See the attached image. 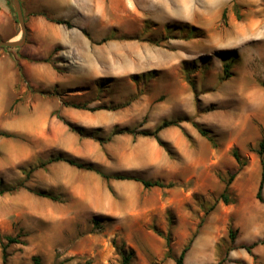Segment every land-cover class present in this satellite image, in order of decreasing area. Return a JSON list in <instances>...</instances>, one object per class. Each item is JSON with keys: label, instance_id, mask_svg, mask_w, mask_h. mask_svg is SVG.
<instances>
[{"label": "rangeland", "instance_id": "1", "mask_svg": "<svg viewBox=\"0 0 264 264\" xmlns=\"http://www.w3.org/2000/svg\"><path fill=\"white\" fill-rule=\"evenodd\" d=\"M21 2L26 41L0 47V264L4 246L5 264H176L187 245L183 264H264V0ZM43 12L73 23L51 53ZM164 120L163 145L141 134Z\"/></svg>", "mask_w": 264, "mask_h": 264}, {"label": "trees", "instance_id": "2", "mask_svg": "<svg viewBox=\"0 0 264 264\" xmlns=\"http://www.w3.org/2000/svg\"><path fill=\"white\" fill-rule=\"evenodd\" d=\"M42 15L45 16L46 19H48L49 21H52L54 23H57V24H60V25H64L67 28H72L73 27V24L69 20L60 19V18H52V17H49L48 14L45 13V12H43ZM82 31L87 37L90 38V35L85 30H82ZM45 61H47V60L45 59ZM16 66L18 68L20 78L24 79V73L22 71L21 65L16 62ZM263 87H264V84H263ZM72 107L78 108V109H85L86 106L85 105H79V104H73ZM91 109L94 110V108H91ZM177 124H178V122L176 120H164L154 131H152V132L143 131V132H141V134L144 135V136L153 137L154 139L157 140V142L159 144L163 145V142L159 138V135H158L159 131L164 129V128H167V127H170V126H174V125H177ZM195 126L198 128L199 132L203 136H207L208 137V133H207L206 130L202 129L197 123L195 124ZM127 132L128 133H133L134 131L133 130H127ZM258 154H259V157H260V165H261V179H260V182H259V185H258V189H257V192H256V199L259 202L264 204V198H263V195H262V189H263V184H264V139L261 140V142L259 143ZM233 156H234V158L236 159V161L239 164H241V165L244 164L242 162L241 156L239 155L237 150L233 151ZM53 161H65L68 164H70L72 166H75L78 169L93 170V171L98 173L102 178H104L107 181L108 180L133 179V180L141 182L143 184V186L147 187V188H149V187H162L163 186V183L158 181V180L149 181V180L134 178V177L127 176V175H124V174H106V173L101 172L100 170L94 169L90 165H86V164H84L82 162H79V161L73 159V158H66V157L58 156V157H54V158L50 159V162H53ZM228 184L229 183H227L226 188L224 189V191L220 195L221 201H223V203H225V204H228V203L231 202V200L227 197ZM15 189L16 188H13L12 190H15ZM0 193H3L2 189H0ZM39 194L43 195V196L50 197L52 199H55V197L51 196L50 194H44V193H41V192ZM229 236L232 239H234V237H235L234 232L231 229L229 230ZM7 240H8L9 243L16 242V239H14L12 237H7ZM258 243H260V241L259 242H254L253 244H251L249 246H243V247L248 252H250L251 248L253 246H256ZM188 249H189V245L185 246L182 249L180 255L175 260L176 264H183L184 263V258H185V255H186V252L188 251ZM122 254H123L122 264H129L130 259L133 256V253L129 252L128 254H125L123 252ZM6 258H7L6 247L4 246L3 249H2V260H3L4 264L6 263ZM35 261L38 264V260L35 259Z\"/></svg>", "mask_w": 264, "mask_h": 264}, {"label": "crops", "instance_id": "3", "mask_svg": "<svg viewBox=\"0 0 264 264\" xmlns=\"http://www.w3.org/2000/svg\"><path fill=\"white\" fill-rule=\"evenodd\" d=\"M21 2V0H20ZM22 5V2H21ZM44 8L42 10L46 11H52L54 10L52 4L47 1L43 3ZM7 1L6 0H0V40L3 41H13L17 40L18 38V32L14 29L11 28L10 25V14ZM61 19V18H60ZM69 20V19H65ZM70 21V20H69ZM71 22V21H70ZM44 27H43V39L45 40L46 44V52H53L55 48V43L56 39L55 37L51 34V31L55 29L54 22L52 21H42ZM72 23V22H71ZM73 24V23H72ZM10 59L9 53L8 52H0V61L1 62H7Z\"/></svg>", "mask_w": 264, "mask_h": 264}, {"label": "water", "instance_id": "4", "mask_svg": "<svg viewBox=\"0 0 264 264\" xmlns=\"http://www.w3.org/2000/svg\"><path fill=\"white\" fill-rule=\"evenodd\" d=\"M11 1L13 4V7H14V11L16 14L17 21H18L20 28H21L22 36H21V38H19L17 40H13V41L0 40V47L17 48V47L22 46L26 41L27 27H26L25 18H24V14H23L22 5H21L20 0H11Z\"/></svg>", "mask_w": 264, "mask_h": 264}, {"label": "bare ground", "instance_id": "5", "mask_svg": "<svg viewBox=\"0 0 264 264\" xmlns=\"http://www.w3.org/2000/svg\"><path fill=\"white\" fill-rule=\"evenodd\" d=\"M31 122V121H30ZM21 124V123H20ZM28 125V123L26 124V128L28 127L27 126ZM20 126V125H19ZM25 126V125H24ZM21 127V126H20ZM24 128V127H23ZM21 129V128H20ZM22 130H24V129H22ZM252 221V220H251ZM247 224V223H246ZM256 224H257V219L256 220H253L250 224H249V227L251 228V227H255L256 226ZM248 227V228H249Z\"/></svg>", "mask_w": 264, "mask_h": 264}]
</instances>
